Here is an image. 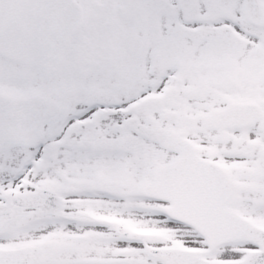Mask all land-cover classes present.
<instances>
[{"label": "flooded vegetation", "instance_id": "obj_1", "mask_svg": "<svg viewBox=\"0 0 264 264\" xmlns=\"http://www.w3.org/2000/svg\"><path fill=\"white\" fill-rule=\"evenodd\" d=\"M74 1L83 24L58 70H37L46 89L38 80L16 99L0 93L58 110L41 141L19 149L31 152L32 193L62 200L48 218L66 223L71 209L129 208L136 166L148 167L141 192L178 157L168 138L225 169L241 186L238 202L261 206L264 196L246 186L264 162V0ZM231 108L242 124L219 118ZM136 141L146 164L132 150ZM14 195L0 192V212Z\"/></svg>", "mask_w": 264, "mask_h": 264}, {"label": "water", "instance_id": "obj_2", "mask_svg": "<svg viewBox=\"0 0 264 264\" xmlns=\"http://www.w3.org/2000/svg\"><path fill=\"white\" fill-rule=\"evenodd\" d=\"M77 10L70 0H0V54L29 68L53 70L61 63L68 39L79 26L74 21L80 20L79 15H74ZM33 104L34 100H29L18 108L0 98V151L18 145L32 146L40 139L50 118L41 108L35 110ZM222 116H226L222 120H229V114ZM170 144L181 157L157 172L155 182L144 189L145 195L170 203L168 216L196 230L212 251L239 240L254 243L260 249L244 261L221 264H264V230L230 209L239 187L223 169L187 154L180 145ZM45 195L17 197L13 207L53 214L61 202L56 198L54 203L52 194ZM11 219L9 214H0V229ZM125 238L141 242L146 235L129 232ZM149 254L165 264H215L201 259L195 251L179 248L152 249ZM42 262L43 250L34 246L0 250V264Z\"/></svg>", "mask_w": 264, "mask_h": 264}, {"label": "rangeland", "instance_id": "obj_3", "mask_svg": "<svg viewBox=\"0 0 264 264\" xmlns=\"http://www.w3.org/2000/svg\"><path fill=\"white\" fill-rule=\"evenodd\" d=\"M38 80L40 88L46 89L47 81L41 72L0 59L1 94L16 99L17 94L31 92ZM146 168L136 166V190L147 181ZM253 173L255 180L246 187L264 196V162ZM34 184L30 151L17 153L13 149L0 153V192L9 187L10 195L29 193L35 188ZM258 202L262 204L258 208H247L238 202L234 209L264 228V200L258 199ZM166 208V204L136 196L129 208L71 209L72 220L66 223L62 219L21 211L0 231V249L27 244L43 248L49 245L51 251L45 255L44 264H162L148 253L149 249L161 247L195 250L201 258L218 263L240 260L254 249L253 245L237 242L220 252H212L193 230L171 221ZM127 231L147 234L146 243H128L123 238Z\"/></svg>", "mask_w": 264, "mask_h": 264}]
</instances>
